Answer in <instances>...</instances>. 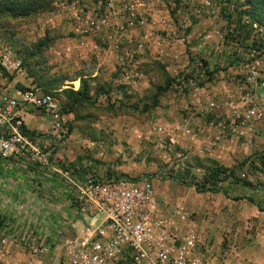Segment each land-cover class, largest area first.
<instances>
[{
  "label": "built area",
  "instance_id": "built-area-1",
  "mask_svg": "<svg viewBox=\"0 0 264 264\" xmlns=\"http://www.w3.org/2000/svg\"><path fill=\"white\" fill-rule=\"evenodd\" d=\"M120 2L128 5L124 9L130 23L138 16V23L142 24L138 11L146 14L151 10L150 0ZM117 9L112 0H51L52 12L62 13L75 35L86 39L89 36L94 51L98 48L99 52L104 50L113 55L110 63L94 64V75L106 68L112 72L114 66L128 62L131 68L124 72V78L141 77L134 67L135 51L117 53L120 42L114 37L124 31L123 25L115 22ZM226 10L231 20L235 18L237 10L232 6ZM46 23H52V18ZM97 39L104 47L97 45ZM83 42L78 41L80 45ZM198 43L196 52L206 54L204 40ZM209 50L223 51L220 60L223 70L216 73L199 66L196 74L187 75L188 85L197 92L194 110L202 121L197 132L214 141H236L245 148L255 146L258 126L264 119V96L260 95L264 92V30L248 17H241L239 22L223 29ZM91 56L94 58L93 53ZM21 65L20 58L9 47L0 46V81L5 83L7 77L22 73ZM210 72L211 81L204 83ZM227 78L235 80L233 88L225 87L222 80ZM199 83L203 85L198 86ZM221 86L224 88L219 92L217 88ZM22 111L47 116L49 135L65 134V123L51 92L25 88L10 95L2 90L0 159L11 154L21 156L31 150L35 158L47 165L59 164L57 172L66 182L64 199L52 207L50 217L37 235L0 238V264H222L223 255L215 249L223 247H216L210 237V214L188 210L181 198H160L155 187L157 178L104 177L76 168L63 159L54 160L51 149L34 146L20 132L22 123L18 113ZM189 122L188 118L182 120L181 136L203 141L198 134L191 133ZM63 143L60 139L54 145L60 149ZM82 214L100 215L102 219L96 227H86L77 236L70 227Z\"/></svg>",
  "mask_w": 264,
  "mask_h": 264
},
{
  "label": "rangeland",
  "instance_id": "rangeland-1",
  "mask_svg": "<svg viewBox=\"0 0 264 264\" xmlns=\"http://www.w3.org/2000/svg\"><path fill=\"white\" fill-rule=\"evenodd\" d=\"M38 1L44 2L46 9L26 18H0V46H9L12 51H20L19 48L24 46L32 52V46L38 42L47 40L50 43L41 57H30L22 73L9 78L16 79L13 89L33 88L52 93L66 128L63 137L59 132L52 135L55 141H64L58 150L62 156L86 158L100 167L96 172L104 177H107L105 167L112 178H157L155 187L160 198H182L172 194L171 188L165 184L185 187L192 196L207 195L171 180L169 176L178 169H187L198 178L210 167H221L233 169L234 178H245L247 167L239 169L238 165L258 153L261 146L255 144L245 148L240 142L211 138L195 142L180 134L184 118L190 119L189 130L195 135L202 122L194 110L197 92L185 78L188 74H196L199 66L216 73L223 70L220 63L223 51H210L209 45H213L223 29H228L233 22H239L241 17L250 19L249 7L244 0H150V12L138 11L142 24L138 23V16L130 23L124 9L128 5L112 0L118 8L115 22L124 27L123 33L114 37L120 42L117 53L135 51L134 67L141 77L124 78V72L131 68L128 62L114 66L112 72L109 68L98 70L89 82L90 99L73 106L68 114L62 110L66 109L70 99H66L62 91H77L82 73L81 69H69L63 56L57 59V55L61 54L58 52L66 42L86 38L65 27L64 15L52 12L51 0ZM230 6L237 10L232 20L226 10ZM49 18L52 23H46ZM200 40H204L206 54L196 52ZM96 41L97 45L104 47L101 40ZM90 61L92 69L94 62ZM222 81L228 89L233 88L235 80L227 78ZM97 87H101L103 93L95 96L92 91ZM159 90L160 94L155 96ZM260 124L264 126V119ZM262 126L258 135L264 139ZM246 180L254 184L250 178L246 177ZM263 180L257 178L259 184ZM192 212L207 214V209ZM101 219L100 215H79L70 231L80 236L84 228L96 227Z\"/></svg>",
  "mask_w": 264,
  "mask_h": 264
},
{
  "label": "crops",
  "instance_id": "crops-1",
  "mask_svg": "<svg viewBox=\"0 0 264 264\" xmlns=\"http://www.w3.org/2000/svg\"><path fill=\"white\" fill-rule=\"evenodd\" d=\"M57 23L56 21L55 24ZM65 27L69 29L66 22ZM83 41L81 45L74 40L66 42L61 52H58L61 54L57 55V59L63 56L64 61L69 64V69H81L82 79H93L96 73L95 65L91 69L90 60H93V64L96 62L110 63L113 55L109 52L105 53L104 50L99 52L98 48L94 51V46L89 39ZM66 49L69 51L65 52ZM91 53L94 54V58ZM14 81L16 79L5 83L0 81V91L4 90L10 95L18 91L12 88ZM217 90L221 92L222 86ZM260 95L264 96V92H260ZM36 113L38 112L18 113L22 126L28 133L25 137L34 146H47L53 150L55 141L54 137L49 135L50 120L47 116ZM261 126L259 124V130H263ZM198 136L203 138L202 140L209 139L203 133H198ZM263 141L264 139L258 135L254 143L256 147L261 146L262 148L258 147V152L264 150ZM53 153L54 160L63 159L74 163L76 168L100 174L96 172L100 167L86 158H68L65 155L62 156L60 151ZM58 168L59 164L47 165L35 158L31 150H27L21 156L11 154L5 159H0V238L20 239L29 233L34 236L40 232L45 220L50 217L48 214L52 212V207L59 200L64 199L62 193L66 182L57 172ZM76 174L77 179H80L79 173L76 172ZM261 184L264 186V180ZM165 185L171 188L172 194L181 196L190 210L200 212L207 209V213L212 218L210 231L212 243L216 247L217 245L223 247L222 250L215 249L223 255L222 264H264V214L259 212L255 206L243 199L234 201L220 193H207L209 196L198 197L192 196V193L185 187ZM247 192L250 195L253 193V191ZM258 195L259 200L263 201L264 194L258 193ZM225 241L227 245H224Z\"/></svg>",
  "mask_w": 264,
  "mask_h": 264
},
{
  "label": "trees",
  "instance_id": "trees-1",
  "mask_svg": "<svg viewBox=\"0 0 264 264\" xmlns=\"http://www.w3.org/2000/svg\"><path fill=\"white\" fill-rule=\"evenodd\" d=\"M244 3L249 7L250 19L256 22L264 30V0H244ZM45 7L46 4L38 0H0V18H26L36 14L40 10L46 9ZM49 44L50 43L47 40H44L33 45L32 52L28 47L24 46L19 48L20 51H13L21 60L22 71L25 67L26 61H29L30 57L33 56H36L37 58L41 57L42 52L49 46ZM20 53H22V55H20ZM210 75L211 72L208 74V78L204 83L211 81V78L209 77ZM10 80L11 79L7 77V81ZM90 81L91 79H81L77 91H62L65 94L66 99H70V103L66 106V109L62 110V113L68 114L72 111L73 106L87 102L90 99ZM201 85H203V83L198 84V86ZM92 92L95 96L103 93L101 87L94 88ZM160 92V90L157 91L155 96H158ZM20 132L24 136L28 135L23 126L20 127ZM58 149V146H55L52 152H55ZM238 166L239 169L247 167L245 169V178L243 179L234 178L235 172L233 169L229 170L221 167H210L199 174L198 178L187 169H178L174 171L169 178L180 185H189L193 187L196 193H220L224 197L234 201L242 199L246 200L255 206L259 212L264 214V200H259L260 196L258 195V193L264 194V186L257 182V178H262L264 175V150L258 153H253ZM104 173L107 177H110V174L107 173V168L104 169ZM246 177L250 178L254 184L248 182ZM245 191H253V193H257L246 195Z\"/></svg>",
  "mask_w": 264,
  "mask_h": 264
}]
</instances>
